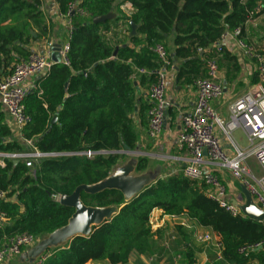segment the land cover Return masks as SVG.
Returning a JSON list of instances; mask_svg holds the SVG:
<instances>
[{"label":"trees","instance_id":"trees-1","mask_svg":"<svg viewBox=\"0 0 264 264\" xmlns=\"http://www.w3.org/2000/svg\"><path fill=\"white\" fill-rule=\"evenodd\" d=\"M54 1L58 15L70 22L71 36L65 41L70 46L69 65H53L36 83L24 101L32 122L20 134L0 103V154H27L35 148L56 156L31 161V167L25 159L18 163L1 159L0 189L7 196L0 208L9 222L0 229V247L16 234L43 240L65 227L75 210L55 197L105 181L126 158L120 153L125 147L137 151L140 128H148L152 106L138 90L150 87L157 72L166 67L155 52L157 46L169 54L167 70L176 63L179 83L190 86L207 77L208 60L223 55L215 53L214 46L224 34L239 30L243 39L245 25L264 14V0ZM78 1V10L71 11ZM126 4L133 7L131 15L122 10ZM111 13L116 15L114 20L93 23L95 17ZM131 22L137 27L133 37ZM55 28L43 0H0V78L28 59L32 43L50 41ZM141 68L151 74L139 75L136 70ZM86 152L94 154L88 157ZM148 165L149 159L140 157L136 172L146 171ZM81 199L88 207L118 211L93 227L89 236L51 249L45 264H129L132 254L148 256L158 235L150 225L157 209L210 228L223 242L226 261L264 264V246L249 257L239 253L242 246L264 242V222L232 216L183 173L158 180L130 200L115 189L95 195L83 192Z\"/></svg>","mask_w":264,"mask_h":264},{"label":"built area","instance_id":"built-area-1","mask_svg":"<svg viewBox=\"0 0 264 264\" xmlns=\"http://www.w3.org/2000/svg\"><path fill=\"white\" fill-rule=\"evenodd\" d=\"M75 5L71 6V11H75ZM78 10V9H77ZM122 10L128 15L133 12L131 4L122 6ZM84 14L83 10H79ZM234 35L239 34L235 30ZM70 38L71 31L68 32ZM227 37L224 34L216 44L219 55L223 53L222 40ZM53 43L48 41L46 50L42 53L32 51L27 60L17 63L12 72L0 78V103L4 106L9 118L13 121L15 130L20 134L23 129L32 122L30 115L26 113L24 101L31 95L36 85L28 83V79L38 74H47L52 68L51 48ZM239 49L244 54L253 59L257 64L258 82L251 91L241 96L229 107V119L222 118L214 108V104L219 102L225 94V89L220 79V71L217 58L208 60L206 70L207 77L199 78L194 86L197 93V101L194 111L182 117V125L178 139V146L189 155V162L186 164L183 175L200 186L205 188L206 196L227 210L232 216H242L238 208L230 201L228 191L216 169L227 168L233 177L243 183L252 195L256 205L264 211V47L259 48L253 43L238 38ZM70 46L66 42L63 44L62 55L64 63L69 65L67 54ZM155 52L166 67L157 72L154 82L149 87L148 97L151 103L149 110V135L151 138L159 137L166 124L167 113L172 107V103L167 99V66H170L169 54L163 46H157ZM139 75L151 74L146 69H137ZM242 130L245 132L249 149H240L233 137L234 132ZM220 133L226 141L233 147V156L224 148ZM33 148L31 141L27 142ZM34 152L27 154H0V165L4 166L2 158L14 160H28L27 165L32 166L31 161L44 157L56 156L40 153L35 148ZM88 157L94 153L86 152ZM254 159L262 170V177L257 179L251 169L245 166L247 161ZM210 166L216 169L210 168ZM7 193L0 189V202L5 200ZM175 220L182 217L169 216ZM151 219V217H150ZM9 222L8 216L0 208V229ZM154 232V224L150 221ZM197 243L214 245L217 249L216 261H224V245L221 239L210 232L201 233L197 231L194 235ZM41 240L28 233L16 234L5 240L0 247V264H6L10 259H16L26 249H29ZM263 243L246 245L239 248V253L249 257L252 252L261 249ZM166 249L171 250V245L166 243ZM50 257V250L45 252L36 264H45ZM184 260L181 252L173 254V263L180 264ZM153 261V259H151Z\"/></svg>","mask_w":264,"mask_h":264},{"label":"crops","instance_id":"crops-1","mask_svg":"<svg viewBox=\"0 0 264 264\" xmlns=\"http://www.w3.org/2000/svg\"><path fill=\"white\" fill-rule=\"evenodd\" d=\"M43 8L48 16V21L55 19L56 28L50 42L53 45L55 43L65 44L70 27L69 20L58 15V6L54 0H43ZM238 38V35L228 32L227 37L221 42L223 55L217 57L220 79L224 86L225 94L219 102L214 104V108L224 119H229V107L241 96L251 91L258 82L257 64L253 59L247 57L242 49H239ZM243 39L255 44L259 48L264 47V14L245 25ZM47 42L48 40H41L32 43L30 51L42 53L46 50ZM216 47L217 45L214 46L215 53L217 51ZM177 72L174 68L167 70L166 96L172 103V107L168 111L162 134L157 138H151L149 135V125L148 128H140L141 139L139 148L137 151L131 152V154H125L127 155L126 158L117 164L111 175L117 169H122L124 165H128L131 167L129 177L135 180H143L145 183L152 185L160 179H165L177 173H183L190 157L187 152L179 148L178 139L182 117L194 111L197 93L194 84L187 86L179 83ZM45 75H35L28 79V83L36 85ZM226 78H229V81ZM148 92L149 87L147 86H141L138 90V94L144 95L145 100L149 99ZM10 125L14 127L11 119ZM234 134L242 140L245 132L237 130ZM218 135L222 140L224 148L228 150L230 156H233L232 147L230 148V145L220 133ZM235 143L240 149L248 150L246 147H241L236 139ZM140 157H147L149 165L146 171L137 173L136 166ZM210 168L216 169L213 166H210ZM216 172L221 176L227 188L230 201H237L241 204L245 203L244 195L234 186L236 179L233 177L230 169L220 168L216 169ZM238 194L240 197H237ZM150 221L154 224V232L158 234L154 238L153 251L148 256L132 254L129 264H172L173 254L177 252H181L184 255V260L180 264H232L226 260L216 261L217 249L214 245L196 242L194 238L195 233L197 231L201 233H214L210 228L200 226L196 221L190 220L187 217L175 220L168 215H164L163 211L158 209L153 211ZM166 243L171 245V250L166 249ZM38 244L26 249L19 257L10 259L6 264H36L43 255H38L36 252ZM190 254H192L191 259L189 257ZM87 264L94 263L90 262Z\"/></svg>","mask_w":264,"mask_h":264},{"label":"water","instance_id":"water-1","mask_svg":"<svg viewBox=\"0 0 264 264\" xmlns=\"http://www.w3.org/2000/svg\"><path fill=\"white\" fill-rule=\"evenodd\" d=\"M80 1L76 3L75 11L78 9ZM116 18V15L111 13L105 16L95 17L93 19L94 24H103L108 21H112ZM132 27L131 37L137 34V27L133 22L130 23ZM70 31V30H69ZM63 44L55 43L52 47L51 61L53 65L64 63L62 55ZM117 55V52L114 56ZM175 53L171 54V58H175ZM174 69L179 71L177 64H174ZM168 116V113H167ZM57 116L53 118L52 124L57 122ZM121 154H131L128 147H125ZM18 163V160L16 161ZM117 169L113 175H110L105 181L92 186H79L72 195H63L60 197L59 203L63 206L73 208L75 210L74 215L69 220L68 224L55 231L53 234L44 238L39 242L36 248L38 255L44 254L45 252L61 247L67 244L69 241L78 236H89L93 230V227H97L107 220L113 218L117 213L118 208L108 207V208H95L86 206L82 199L81 194L83 192L87 194H98L105 190H119L121 191L127 200L132 199L136 195L140 194L146 187L150 186L143 180H135L129 177V172H131V167H127L123 170ZM123 170V171H122ZM234 186L242 193L245 197V203L241 204L237 201L232 203L238 208L241 215L244 218L255 220L258 222H264V211H262L254 202V199L247 188L238 180H235Z\"/></svg>","mask_w":264,"mask_h":264},{"label":"rangeland","instance_id":"rangeland-1","mask_svg":"<svg viewBox=\"0 0 264 264\" xmlns=\"http://www.w3.org/2000/svg\"><path fill=\"white\" fill-rule=\"evenodd\" d=\"M233 137L239 142L241 147H246L249 149L250 146H249V143L247 141V137L245 134L243 135L242 140L240 138H238L237 136H235V134H233ZM226 142L230 145V148L233 147V145L229 141H226ZM245 166H248L251 169L253 175L257 179H260L262 177V170L254 159H250L249 161H247ZM127 167H129V166L124 165V167H122V168H127ZM238 196H239V194L237 195V197ZM55 199L57 201H59L60 197H55ZM64 245H66V244H64ZM64 245H62V246H64Z\"/></svg>","mask_w":264,"mask_h":264},{"label":"bare ground","instance_id":"bare-ground-1","mask_svg":"<svg viewBox=\"0 0 264 264\" xmlns=\"http://www.w3.org/2000/svg\"><path fill=\"white\" fill-rule=\"evenodd\" d=\"M155 171V170H154ZM157 172V171H156Z\"/></svg>","mask_w":264,"mask_h":264}]
</instances>
